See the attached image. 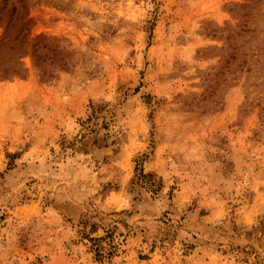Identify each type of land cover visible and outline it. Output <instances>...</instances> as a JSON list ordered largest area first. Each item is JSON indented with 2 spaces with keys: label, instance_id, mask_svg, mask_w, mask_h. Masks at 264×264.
<instances>
[{
  "label": "clouds",
  "instance_id": "clouds-1",
  "mask_svg": "<svg viewBox=\"0 0 264 264\" xmlns=\"http://www.w3.org/2000/svg\"><path fill=\"white\" fill-rule=\"evenodd\" d=\"M0 264H264V0H0Z\"/></svg>",
  "mask_w": 264,
  "mask_h": 264
},
{
  "label": "rangeland",
  "instance_id": "rangeland-1",
  "mask_svg": "<svg viewBox=\"0 0 264 264\" xmlns=\"http://www.w3.org/2000/svg\"><path fill=\"white\" fill-rule=\"evenodd\" d=\"M12 15H13V19H14V23H13V27L15 28L16 26L20 25L23 23L24 19H26V17L23 14H19L17 15L15 13V9L13 8L12 10Z\"/></svg>",
  "mask_w": 264,
  "mask_h": 264
}]
</instances>
